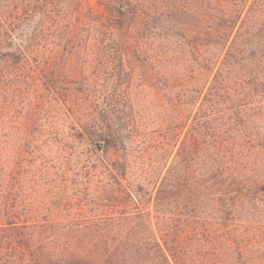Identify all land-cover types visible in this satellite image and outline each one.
<instances>
[{
	"label": "trees",
	"instance_id": "trees-1",
	"mask_svg": "<svg viewBox=\"0 0 264 264\" xmlns=\"http://www.w3.org/2000/svg\"><path fill=\"white\" fill-rule=\"evenodd\" d=\"M111 1L120 13L122 41L136 49L141 42L152 46L156 30L145 31L156 25L157 11L141 0ZM236 1L192 3V61L179 58L189 81L161 70L168 73L165 82L171 79L166 87L175 89L176 117L140 168V176L156 184V222L150 213L126 209L122 213L131 214L123 222L59 221L53 217L71 215L64 211L74 206L72 200L62 208L45 196L29 200L21 184L26 168L6 180L0 165V264H264V0ZM36 8L42 9L40 1L0 0V127L12 116L10 94H22L11 72L28 59L22 50L9 49L10 41ZM52 11L41 13L51 19ZM159 35L168 42L169 33L158 30ZM45 89L55 91L56 85L49 82ZM184 127L163 175L162 160L173 153L170 139L174 148ZM103 137L101 132L93 139ZM114 137L109 131L106 139ZM105 163L112 177L125 176L131 167L121 156ZM121 187L118 182L123 195L114 192V202L131 205L137 189Z\"/></svg>",
	"mask_w": 264,
	"mask_h": 264
},
{
	"label": "rangeland",
	"instance_id": "rangeland-1",
	"mask_svg": "<svg viewBox=\"0 0 264 264\" xmlns=\"http://www.w3.org/2000/svg\"><path fill=\"white\" fill-rule=\"evenodd\" d=\"M29 1H40L42 9L32 10L34 17L10 41L9 49L22 50L28 59L15 64L11 72L23 88L22 94H10L12 116L1 120V175L8 180L17 176L19 168H26L21 184L28 188L29 200L45 196L53 207L61 202L60 208L72 200L74 206L64 211L71 215L53 217L59 221L123 222V216L141 210L150 213L149 220L155 223L156 184L140 176L141 162L152 159L155 142L175 121L171 96L175 89L166 87L171 79L165 82L168 73L161 70H170L179 82L180 76L189 81L179 58L190 60L195 40L190 13L192 3L199 0H141L157 11L156 25L145 31L150 35L156 30V36H150L151 40L155 36V43L148 41L152 46L141 42L137 49L136 44L131 47L122 41L120 13L108 5L110 0ZM47 7L53 8L51 19L41 13ZM158 30L169 33L168 42ZM160 54L167 58L159 61ZM49 82L56 85L55 91L45 89ZM38 128L41 132H34ZM76 129L83 132L75 134ZM185 130L174 148L170 136L169 153H173L162 160L163 175ZM109 131L116 141L106 139ZM101 132L107 137L93 139ZM120 156L131 167L125 176L115 172L112 177L104 164ZM118 182L123 191L128 186L137 189L128 201L131 205L114 202V192L120 193ZM124 209L131 213H122Z\"/></svg>",
	"mask_w": 264,
	"mask_h": 264
}]
</instances>
